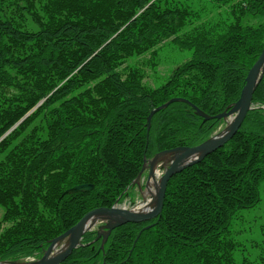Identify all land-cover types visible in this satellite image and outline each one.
Segmentation results:
<instances>
[{
	"label": "trees",
	"instance_id": "trees-1",
	"mask_svg": "<svg viewBox=\"0 0 264 264\" xmlns=\"http://www.w3.org/2000/svg\"><path fill=\"white\" fill-rule=\"evenodd\" d=\"M41 1L0 0V261L40 257L88 211L120 199L144 158L209 138L264 47V0H213L230 5L232 22L183 37L177 3ZM250 15L260 22L242 21ZM170 36L192 54L164 84L116 70ZM172 98L147 130L151 110ZM82 183L92 188L67 192ZM167 184L158 217L104 241L87 231L60 264H245L228 236L264 184V70L233 137Z\"/></svg>",
	"mask_w": 264,
	"mask_h": 264
},
{
	"label": "rangeland",
	"instance_id": "rangeland-1",
	"mask_svg": "<svg viewBox=\"0 0 264 264\" xmlns=\"http://www.w3.org/2000/svg\"><path fill=\"white\" fill-rule=\"evenodd\" d=\"M157 1L158 0H150L148 4L155 3ZM40 2L42 3L43 1L40 0ZM167 2H172V5L170 7L174 6L173 3H177L179 9L182 12H186L188 14L185 19L184 26L177 32V35L180 37L189 34L193 30V28L196 27L210 29L211 26H214L215 30L219 32L225 24L232 22L230 5L219 6L213 0H162L160 3V7H166L165 4ZM242 21H247L248 23L256 25L260 22V17L251 15L244 16L242 18ZM218 24L220 25V27ZM173 38L174 36H170L159 41L151 48L146 49L139 54H132L128 57H125V59L120 64V67L116 68V70L120 73H126L128 69H138V71L141 73V81L147 87L154 88L164 84L169 79L173 71L177 70L185 61L190 58L192 54L191 49H189L188 47H182L178 43H174L172 41ZM228 110L229 108L225 111ZM155 112L157 111H154L151 114L150 121ZM233 118L234 114L220 119L221 122L215 127L212 134L225 130L228 127V124H230V122L233 120ZM150 121L149 124L147 122V130L149 129ZM241 124L238 126L237 130L239 129ZM236 131L234 132V134L236 133ZM234 134H232L230 138H232ZM216 149L205 154L201 159L213 153ZM167 151L169 150H160L157 154H162L159 155L155 160H153V158L156 154L150 158H144L143 166L140 172L138 173V175H136L131 185L125 187L122 197L116 201V204L128 206L129 208L137 206L140 201L145 200L146 196L148 197V195L146 194L147 186H149L151 180L155 181L156 179L155 182L157 183V191L160 177L163 174L165 168L168 166V163L173 155L172 153H167ZM201 159H199L198 161H200ZM167 183L165 186L163 202L168 185ZM2 215L3 208L0 206V219ZM158 215L155 217H158ZM107 222L108 220L105 218L98 219V221L91 227H89L86 232L95 230L102 233V231L106 230L105 225L107 224ZM228 237L233 240L236 245L233 252L236 263H240L242 260H244L243 263L245 264L246 262H248L249 264H264V184H262L261 186L260 201L258 205L249 211H240L236 214L231 224V231ZM62 241L63 240H60L59 242ZM34 259L37 258L35 257ZM28 260L33 259L26 257L18 259L16 260V262ZM7 261L9 262V260H2L0 262Z\"/></svg>",
	"mask_w": 264,
	"mask_h": 264
},
{
	"label": "water",
	"instance_id": "water-1",
	"mask_svg": "<svg viewBox=\"0 0 264 264\" xmlns=\"http://www.w3.org/2000/svg\"><path fill=\"white\" fill-rule=\"evenodd\" d=\"M263 70H264V47L261 53L259 54L258 58L256 59V61L249 68L238 99L229 107L228 111H224L216 116L217 119H222L225 118L226 116H231L234 114V118L230 122V124H228V127L225 130L221 131L220 133L211 136V138L200 143L199 145L186 146V147L181 146L167 151V153H172L173 155L168 163V166L165 168L163 174L160 177L158 183V189L156 191V201L154 203V206L149 211L134 212L131 210L118 208L115 206L94 208L88 211L86 214H84L69 229L64 231L59 236L53 238L49 246L44 250L42 256L37 260L22 261V262L7 261V262H0V264H60V262L72 251L73 248L81 245L83 234L86 232V230L89 229L86 227V223L91 218L97 217V219L105 218L108 220L107 224L105 225L106 230L102 231V233L99 232L97 235L98 237L99 235L102 234L104 241L114 227H117L127 222H143L157 216L162 209L163 196L168 179L176 172L198 161L205 154L213 151L217 147L224 144L237 130L238 126L241 124L246 113L251 108L253 92L259 80L261 79ZM176 100H180V99L172 98L169 102L171 101L173 102ZM169 102L157 107L156 109H153L149 113L147 117L148 124L150 121L151 114L154 111H157L165 107ZM198 112L201 114L200 111ZM205 117L207 118V116ZM161 154L162 153L156 154L153 160H155ZM91 188H92L91 184L82 183L75 185L72 188H69L67 192L84 191V190H90ZM60 240H65L66 242L65 248L59 250L58 252L52 253L53 246L56 243H58Z\"/></svg>",
	"mask_w": 264,
	"mask_h": 264
},
{
	"label": "bare ground",
	"instance_id": "bare-ground-1",
	"mask_svg": "<svg viewBox=\"0 0 264 264\" xmlns=\"http://www.w3.org/2000/svg\"><path fill=\"white\" fill-rule=\"evenodd\" d=\"M251 108H252V105H251ZM250 108V109H251ZM220 132V131H219ZM218 132V133H219ZM217 133V132H216ZM216 133L215 134H212V136H214V135H216ZM217 133V134H218ZM209 138H211V135H210V137ZM209 138H207L206 140H208ZM205 140V141H206ZM158 177V176H157ZM155 181H156V179H155ZM155 181H150V183H149V186H147V195H148V197L146 196L145 197V200L144 201H140L139 203H138V205L137 206H133V207H131L130 208V210L131 211H134V212H144V211H149L153 206H154V203H155V201H156V196H155V192H156V186H157V183L155 182ZM154 186V187H153ZM112 206H115V207H118V208H124V209H127V210H129L128 209V207H125L124 205H119V204H116V205H112ZM161 213V212H160ZM160 213H159V215H160ZM158 215V216H159ZM99 219V218H98ZM98 219H97V217L95 218H91V219H89L88 221H87V223H86V227L87 228H89V227H91L93 224H95L97 221H98ZM65 246H66V242H65V240H63L62 242H58V243H56L54 246H53V248H52V253L53 252H58L59 250H61V249H63V248H65ZM76 248V247H75ZM74 249V248H73ZM72 249V250H73ZM29 258H31V259H33V260H28V261H34V258L33 257H29Z\"/></svg>",
	"mask_w": 264,
	"mask_h": 264
}]
</instances>
